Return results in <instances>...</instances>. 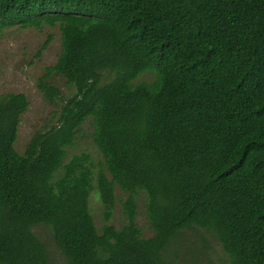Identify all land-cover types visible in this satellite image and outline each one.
Segmentation results:
<instances>
[{
    "label": "trees",
    "instance_id": "trees-1",
    "mask_svg": "<svg viewBox=\"0 0 264 264\" xmlns=\"http://www.w3.org/2000/svg\"><path fill=\"white\" fill-rule=\"evenodd\" d=\"M44 24L62 32L46 77L75 93L40 81L60 116L23 154L28 98L0 96V264H50L33 232L42 224L68 264H186L167 252L195 227L230 264H264V0H0V34ZM148 72L154 80L139 81ZM90 118L99 170L86 153L67 162ZM115 185L129 194L120 228ZM139 192L149 238L137 225Z\"/></svg>",
    "mask_w": 264,
    "mask_h": 264
},
{
    "label": "rangeland",
    "instance_id": "rangeland-1",
    "mask_svg": "<svg viewBox=\"0 0 264 264\" xmlns=\"http://www.w3.org/2000/svg\"><path fill=\"white\" fill-rule=\"evenodd\" d=\"M62 51L61 25L50 26L44 24L40 28L23 29L12 27L0 34V96L10 93L24 94L29 101L26 113L21 116L18 137L15 143L16 150L23 154L32 135L37 130L57 123L62 103L51 104L44 97L39 88L41 80H45L60 88L66 98L71 97L75 90L67 85L64 78L53 73L49 77L48 69L54 66ZM155 74L148 72L139 78V81L151 82ZM92 118L83 125L78 134L75 145L67 150V162L73 156L81 153L89 154L96 170L104 168L105 160L94 143ZM111 178V176L108 174ZM117 204L111 223L120 228L124 222L122 209L123 201L129 196L118 185H115ZM138 215L137 225L144 237H152L154 232L149 225L146 215L147 197L144 192L137 196ZM90 211L95 224L100 229L104 221L103 207L97 190L90 198ZM35 235L43 241L49 251L50 264H68L63 253L57 248L53 233L48 226L38 225L33 228ZM167 252L175 253L186 264H230L229 257L224 252L220 242L210 232L195 227L181 233L172 242Z\"/></svg>",
    "mask_w": 264,
    "mask_h": 264
}]
</instances>
